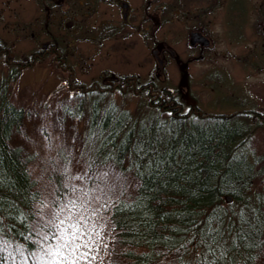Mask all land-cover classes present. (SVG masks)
<instances>
[{
  "label": "trees",
  "instance_id": "1",
  "mask_svg": "<svg viewBox=\"0 0 264 264\" xmlns=\"http://www.w3.org/2000/svg\"><path fill=\"white\" fill-rule=\"evenodd\" d=\"M1 54L7 56L9 70L0 75V208L3 209L5 228L21 232L24 228L17 218V210L27 216L24 223L30 227L34 222L33 215L44 201L45 186L30 170V159L23 147L10 142L13 133L20 129L27 111L11 98L12 82L22 68L15 62L18 57L0 41ZM167 89L164 88L163 93ZM84 98L79 99L76 106L82 107ZM94 105L95 123L100 113L98 99ZM114 105L113 101L107 103V115L102 122L105 128L116 127L119 122L120 127L135 130L143 123L153 134L157 126L162 131L174 130L178 133L175 140L180 142V156L179 165L174 169L175 177L152 181L146 185V191L131 187L123 196L119 193L112 195L115 203L108 210H103L107 220L108 238L104 243L107 244V252L99 264H194L198 250L195 241L187 244V251L181 249L176 252L175 248L193 233H198L210 215H213V220L217 216L222 217L223 226L227 228L230 221L240 223L241 211L250 225L245 226L249 233L248 247L234 250L232 257L237 264H264V169L258 167L259 157L251 156L249 151L244 152L250 135L257 128L264 127L258 124L259 119L254 118L252 121L255 123L250 122L245 111L227 115L200 116L182 112L174 115L162 110L160 105L148 102L141 103L134 112ZM144 105L151 109L148 115H144ZM99 134L103 138L87 160H96L111 147V138L106 140ZM121 137L114 141L117 150L112 155L115 159L110 156L106 164L117 173L128 168L131 155L130 151L129 155L124 154L126 149L120 144ZM126 175L130 178L132 174ZM57 179L49 178L56 189L59 188L60 177ZM227 195L232 196L230 201ZM125 204L136 210H119ZM9 236L14 240L20 239L13 232ZM250 257H254V261Z\"/></svg>",
  "mask_w": 264,
  "mask_h": 264
},
{
  "label": "rangeland",
  "instance_id": "2",
  "mask_svg": "<svg viewBox=\"0 0 264 264\" xmlns=\"http://www.w3.org/2000/svg\"><path fill=\"white\" fill-rule=\"evenodd\" d=\"M19 1L0 0V41L7 45L18 58L30 55L37 49L34 41L35 32L30 27L23 28L24 21L29 18V15L22 11V3ZM222 4L219 10L225 7L222 12L223 19L228 21L232 18L235 42L229 43L224 38L217 40L215 46L208 51L207 58L199 63L192 62L190 65L194 71L200 68L209 71L216 67H223L229 73L218 69L219 75L216 81L221 85L220 91L215 92L213 86L216 81L213 78L199 79L196 76L191 80V92L198 99L200 109L208 115H227L237 112L239 108H249L248 105L238 108L234 105L235 99L244 102L247 93L252 96L253 109L261 105L264 109V94L261 98L258 96L264 86V72H259L255 67V63L260 60V44L263 41L261 26L264 25V0H226L225 6ZM204 6H207L206 2ZM218 7L215 6L214 9ZM213 28L216 32L220 29L221 33H218L222 34L224 26L219 23ZM157 39L160 42L163 41L160 44L161 47H136L135 71L141 82L149 79L153 68L175 72L172 64L160 66L153 54L154 48H159L160 52H167L165 45L171 44L170 38L166 36L164 24L157 32ZM174 48L179 54L182 50L184 53L189 50L181 44ZM70 50V63L75 68L73 73L75 80L90 84L95 77L98 78L100 73L105 71L104 66L99 63L103 52L101 49L87 48L80 44ZM182 55L185 54L182 53ZM161 56L164 57L162 54ZM89 57L91 59H88ZM8 70L7 56L1 54L0 75L6 74ZM105 75H113V72H107ZM167 76L166 74L157 75L155 82L159 88L179 87L181 76L177 74ZM67 78L68 71L58 69L54 56L47 55L33 65L22 66L19 76L12 82L11 98L17 105L25 107L27 115L20 129L13 133L10 142L13 145H21L26 157L30 159L28 162L30 170L39 183L45 186L44 202L52 201L60 195V191H64L62 183L65 182V177L61 175V172L66 158L71 160L69 165L71 175L83 173L86 158L103 138L95 125L101 124L105 119L109 101H113L114 106L134 112L141 103H149L150 100L147 92L140 94L116 92L103 96L91 92L84 98V95H74V91L68 90ZM81 98H84V105L76 106ZM95 99L99 100L100 113L98 121L94 123ZM144 107H146L144 115H148L151 109L147 105ZM66 109L69 111H65ZM248 118L250 122L255 121L253 114ZM254 121L252 123H255ZM258 124L264 126L262 121ZM93 132L95 135H92ZM247 151L251 156L261 159L258 167L264 169V127L257 128L247 139L244 152ZM81 153L85 155L82 157ZM59 177V188L56 189L49 178L56 180ZM73 183L78 186L84 184L83 181H73ZM87 186L91 187V183L89 182ZM100 215L102 219L98 220V224L103 229V241L98 252L92 253L96 256L95 264H99L101 257L107 252V249L102 246L108 238L107 220L103 210Z\"/></svg>",
  "mask_w": 264,
  "mask_h": 264
},
{
  "label": "flooded vegetation",
  "instance_id": "3",
  "mask_svg": "<svg viewBox=\"0 0 264 264\" xmlns=\"http://www.w3.org/2000/svg\"><path fill=\"white\" fill-rule=\"evenodd\" d=\"M225 1L20 0L22 11L24 10L30 19L29 22L28 19L24 21L23 28L30 27L35 32L34 41L37 49L30 55L16 59L15 62L19 63L20 67L33 65L44 56L53 55L58 69L68 71V90L74 91V95H87L91 92L96 95L147 92L151 105H160L162 110L173 112L174 115L182 112L186 115L205 116L207 114L200 109L198 99L191 92V80L197 76L199 79L209 77L216 81L219 75L218 69L227 70L216 67L209 71L205 68L194 71L190 64L195 61L202 62L207 58L208 51L221 38L229 43L235 42L232 18L225 21L222 17L225 7L219 10L222 2L225 6ZM205 2L207 6H204ZM215 6L219 7L214 9ZM219 23L224 26L222 34L220 29L218 33L213 28ZM163 24L166 26V36L170 38L171 44L166 43L167 52H160L159 48H154L153 54L160 66L172 64L175 72L153 68L149 79L141 82L135 71L136 47H161L163 41L157 39V32ZM261 31L263 41L260 44V60L255 63V67L262 73L264 72V25L261 26ZM80 44L103 51L99 63L104 66L105 71L100 73L98 78L95 77L90 84L73 78L75 68L70 63V48ZM179 44L186 49L189 48L185 53L181 49L185 55L179 54L174 48L179 47ZM107 72H113V75H105ZM164 74L181 76L179 87H168L166 93H163L164 87L157 89L159 87L155 78ZM213 88L215 92L222 89L217 81ZM263 94L264 86L258 96L261 98ZM252 104L250 93L245 95L244 102L234 100L237 108L244 105L249 107L239 108L237 111H245L247 117L253 114L259 119L258 122H264L262 105L253 109Z\"/></svg>",
  "mask_w": 264,
  "mask_h": 264
},
{
  "label": "snow or ice",
  "instance_id": "4",
  "mask_svg": "<svg viewBox=\"0 0 264 264\" xmlns=\"http://www.w3.org/2000/svg\"><path fill=\"white\" fill-rule=\"evenodd\" d=\"M117 127H120L119 122L116 127L105 128L102 123L95 125L106 140L111 138V147L96 160H86L82 174L71 175V160L65 159L61 172L65 177L62 183L64 191L58 190L59 196L50 202L40 203L30 227L24 223L27 216L17 210V218L24 231L15 232L11 227L6 229L3 209L0 208V264H93L96 256L92 253L98 252L103 241V229L99 227L98 220L102 219L101 211L108 210L115 203L112 195L119 193L123 196L131 187L146 191V185L152 181L177 175L174 169L179 165L180 142L175 140L178 133L171 129L162 131L157 126L153 134L143 123L138 130L123 126L117 131ZM116 137H121L120 144L126 149L124 154L131 153L129 166L121 173L106 166L110 156L115 159L112 154L117 150L114 143ZM84 155L81 153L82 157ZM119 163L122 165L123 161ZM126 173H131V177ZM73 181H83L84 184L78 186ZM89 182L91 187L87 186ZM125 208L136 210L127 204L119 210ZM239 217V224L230 221L225 228L222 217L217 216L213 220V215H210L204 227L197 225L199 232L193 233L175 251H187V244L195 241L198 250L194 264H237L232 252L248 247L249 233L245 231V226H250L243 211ZM10 232L20 239L14 240L9 236ZM102 246L107 249V244ZM249 259L254 261L255 258Z\"/></svg>",
  "mask_w": 264,
  "mask_h": 264
},
{
  "label": "water",
  "instance_id": "5",
  "mask_svg": "<svg viewBox=\"0 0 264 264\" xmlns=\"http://www.w3.org/2000/svg\"><path fill=\"white\" fill-rule=\"evenodd\" d=\"M232 199V196H230V195H227V200H231Z\"/></svg>",
  "mask_w": 264,
  "mask_h": 264
}]
</instances>
